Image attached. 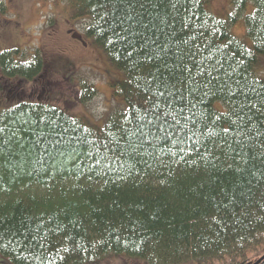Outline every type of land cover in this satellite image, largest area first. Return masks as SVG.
I'll return each mask as SVG.
<instances>
[{"label":"trees","instance_id":"trees-1","mask_svg":"<svg viewBox=\"0 0 264 264\" xmlns=\"http://www.w3.org/2000/svg\"><path fill=\"white\" fill-rule=\"evenodd\" d=\"M60 1L122 73L121 106L101 126L0 107V263L264 264V0L225 19L203 0ZM243 15L250 48L229 32ZM45 73L38 50L0 52V93Z\"/></svg>","mask_w":264,"mask_h":264},{"label":"rangeland","instance_id":"rangeland-1","mask_svg":"<svg viewBox=\"0 0 264 264\" xmlns=\"http://www.w3.org/2000/svg\"><path fill=\"white\" fill-rule=\"evenodd\" d=\"M203 1L207 10L218 18L225 19L231 12L229 0ZM2 2L5 11H0V52L18 49L30 55L38 50L46 73L45 81L6 80L7 88L0 93V107L16 101L43 102L46 99L48 102L44 103L61 109L70 117L89 125H103L105 118L121 106L117 101L121 98L114 92L118 91L115 86L121 83L123 75L110 67L104 55L91 45L84 35L85 22L73 19L72 10L60 0ZM252 10L253 4L248 3L245 14ZM229 32L248 48L251 47V40L246 36L244 15L230 27ZM258 63L255 72L264 81V56L258 58ZM83 84L97 91L85 104L80 102L82 96L78 90ZM75 90H78V98ZM263 251V248L259 249L260 254ZM124 259L128 258L110 257L101 264H142L140 260Z\"/></svg>","mask_w":264,"mask_h":264},{"label":"water","instance_id":"water-1","mask_svg":"<svg viewBox=\"0 0 264 264\" xmlns=\"http://www.w3.org/2000/svg\"><path fill=\"white\" fill-rule=\"evenodd\" d=\"M263 258H264V256H263L262 258H260V260L263 259ZM260 260H259V261H260ZM259 261H258V262H259ZM258 262H257V263H258Z\"/></svg>","mask_w":264,"mask_h":264},{"label":"flooded vegetation","instance_id":"flooded-vegetation-1","mask_svg":"<svg viewBox=\"0 0 264 264\" xmlns=\"http://www.w3.org/2000/svg\"><path fill=\"white\" fill-rule=\"evenodd\" d=\"M0 264H5L4 262H1Z\"/></svg>","mask_w":264,"mask_h":264}]
</instances>
